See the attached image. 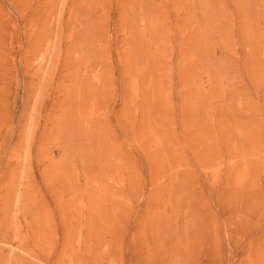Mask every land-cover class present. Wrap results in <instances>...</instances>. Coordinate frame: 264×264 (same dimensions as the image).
<instances>
[{"label":"rangeland","instance_id":"rangeland-1","mask_svg":"<svg viewBox=\"0 0 264 264\" xmlns=\"http://www.w3.org/2000/svg\"><path fill=\"white\" fill-rule=\"evenodd\" d=\"M14 1L0 264H264V0Z\"/></svg>","mask_w":264,"mask_h":264},{"label":"bare ground","instance_id":"bare-ground-1","mask_svg":"<svg viewBox=\"0 0 264 264\" xmlns=\"http://www.w3.org/2000/svg\"><path fill=\"white\" fill-rule=\"evenodd\" d=\"M14 2H16V0L14 1ZM21 6H22V4H20ZM23 7V6H22ZM18 9V8H17ZM20 10V9H19ZM21 11V10H20ZM207 12L206 13H204L203 14V17H206V18H209V11L208 10H206ZM216 19V18H215ZM8 21H9V19H8ZM6 24V23H5ZM207 26L208 27H210V28H208V27H204V29L202 30V37L203 38H205V39H207L206 37L207 36H209L210 34H211V32H212V29H214L215 27H216V25L214 26V22H210V21H208L207 22ZM214 26V28H212ZM214 31V30H213ZM216 38V37H215ZM4 46V45H3ZM2 45L0 46L1 48L3 47ZM6 47V46H5ZM8 49V48H7ZM12 50V49H11ZM9 53V52H8ZM32 54V53H31ZM27 56H29V54L27 55ZM24 59L26 60L27 58H25V56H24ZM24 59H22V60H24ZM28 59H29V57H28ZM28 59L26 60V62L28 61ZM7 76V75H6ZM7 78V77H6ZM38 217L39 216H37L36 218H37V220H38ZM34 218V217H33ZM34 220H36V219H34ZM40 223H41V220H40ZM35 242V241H34Z\"/></svg>","mask_w":264,"mask_h":264}]
</instances>
